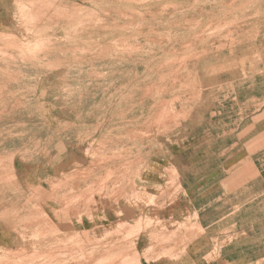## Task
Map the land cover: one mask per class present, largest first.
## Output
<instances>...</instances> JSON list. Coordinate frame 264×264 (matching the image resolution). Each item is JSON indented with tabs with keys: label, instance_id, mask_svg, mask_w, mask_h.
Masks as SVG:
<instances>
[{
	"label": "rangeland",
	"instance_id": "1",
	"mask_svg": "<svg viewBox=\"0 0 264 264\" xmlns=\"http://www.w3.org/2000/svg\"><path fill=\"white\" fill-rule=\"evenodd\" d=\"M36 1L23 6L39 13L22 20L28 35L0 32V75L40 81L23 86L31 92L6 91L8 102L25 99L0 117L1 187L30 189L40 171L67 172L66 159L84 140H97V154H88L102 151L104 171L114 160L112 168L124 170L127 156L137 162L144 138L152 154H165L198 98L232 86L224 77L260 78L264 95V0ZM154 199L135 196L147 205Z\"/></svg>",
	"mask_w": 264,
	"mask_h": 264
},
{
	"label": "crops",
	"instance_id": "2",
	"mask_svg": "<svg viewBox=\"0 0 264 264\" xmlns=\"http://www.w3.org/2000/svg\"><path fill=\"white\" fill-rule=\"evenodd\" d=\"M34 3L0 0V32L28 35L22 20L39 13L22 7ZM38 79L0 75V117L25 99L17 95L8 102L6 91L31 92L36 89L23 86ZM260 80L224 77L232 86L198 98L191 124L181 125V138L166 146L165 154L161 149L152 154L144 138L137 162L127 156L124 170L122 164L115 171L114 160L104 171L102 151L88 154L92 149L97 154V140H84L81 151L66 159L67 172L40 171L30 189L0 186V264H264ZM134 146V140L128 142L129 151ZM18 171L15 180L23 186ZM24 190L29 202L23 200ZM136 195L144 200L153 195L155 204L136 202ZM150 219L153 224L147 223Z\"/></svg>",
	"mask_w": 264,
	"mask_h": 264
},
{
	"label": "bare ground",
	"instance_id": "3",
	"mask_svg": "<svg viewBox=\"0 0 264 264\" xmlns=\"http://www.w3.org/2000/svg\"><path fill=\"white\" fill-rule=\"evenodd\" d=\"M32 3V2H31ZM39 3V2H38ZM44 4V3H43ZM43 4H42V2H41V6H43ZM137 4V3H136ZM30 5H32V4H30ZM45 5V4H44ZM8 7V6H7ZM40 7V6H39ZM4 8V7H3ZM11 9H12V7H11ZM22 9H25V8H23L22 7ZM30 11V10H29ZM31 14V13H30ZM27 23H25L24 25H26ZM31 24V23H30ZM32 25V24H31ZM30 25V26H31ZM26 26H28V24L26 25ZM33 26V25H32ZM31 26V27H32ZM16 27V26H15ZM19 29V28H18ZM26 29V28H25ZM29 29H31L30 27H29ZM74 33H76V32H74ZM80 34H81V32H80ZM72 36H74V35H72ZM94 37H95V35H94ZM41 42V41H40ZM40 47V46H39ZM31 48H33V47H31ZM27 49V48H26ZM41 49V48H40ZM25 51V50H24ZM26 52V51H25ZM11 75H12V73H11ZM13 76V75H12ZM236 78H238V77H236ZM240 79V78H239ZM234 80V79H233ZM238 81H240V80H238ZM245 81V80H244ZM243 82V81H242ZM240 91V90H239ZM200 102V101H199ZM204 108V107H203ZM202 119V118H201ZM160 122V121H159ZM204 122V121H203ZM190 124H191V122H190ZM188 126V125H187ZM190 126V125H189ZM191 128H194V126L193 127H191ZM178 130H180V129H178ZM185 135V134H184ZM2 158V157H1ZM1 163V162H0ZM4 164V163H3ZM1 167V166H0ZM4 166H2V168H3ZM175 169V168H174ZM175 172V171H174ZM13 176V175H12ZM178 177V176H177ZM8 178H9V176H8ZM35 179H36V177H35ZM20 181V180H19ZM144 181V180H143ZM14 183V182H13ZM39 183V182H38ZM142 183V182H141ZM144 184V183H143ZM158 184V183H157ZM147 185V184H146ZM11 188V187H10ZM14 189V188H13ZM28 189V188H27ZM32 189V188H31ZM15 191V190H14ZM35 194V193H34ZM154 202V201H153ZM57 203V202H56ZM53 204V203H52ZM119 206V205H118ZM122 206V205H121ZM126 207V206H125ZM47 209V208H46ZM146 209V208H145ZM116 210V209H115ZM103 211V210H102ZM27 212V211H26ZM27 214V213H26ZM37 215V214H36ZM121 215V214H120ZM22 216H24V215H22ZM28 216V215H27ZM29 217V216H28ZM106 217V216H105ZM122 217H124V216H122ZM63 218V217H62ZM61 219V218H60ZM1 220V219H0ZM60 221V220H59ZM67 222V221H66ZM56 224V223H55ZM58 225V224H57ZM65 225V224H64ZM61 226V225H60ZM66 226V225H65ZM32 228V227H31ZM54 228V227H53ZM68 229V228H67ZM55 231H56V229H55ZM12 232V231H11ZM45 232V231H44ZM54 232V231H53ZM47 233H49V231L47 232ZM41 235V234H40ZM12 238V237H11ZM9 239H10V237H9ZM10 241V240H9ZM13 241H14V239H13ZM10 243V242H9ZM40 244V243H39ZM170 248H172V247H170ZM28 249V248H27ZM164 249V248H163ZM168 249V248H167ZM26 250V249H25ZM163 251V250H162ZM172 251V250H171ZM24 252V251H23ZM165 252H167V250L165 251ZM165 252H163V253H165ZM42 253V252H41ZM44 253V252H43ZM42 253V254H43ZM46 253V252H45ZM44 253V254H45ZM114 254V253H113ZM109 257H110V255H109ZM111 258V257H110ZM99 260H101V259H99ZM110 260V259H109ZM109 260H107V261H109ZM138 260V259H137ZM98 261V260H97ZM111 261V260H110ZM140 263V262H139Z\"/></svg>",
	"mask_w": 264,
	"mask_h": 264
}]
</instances>
